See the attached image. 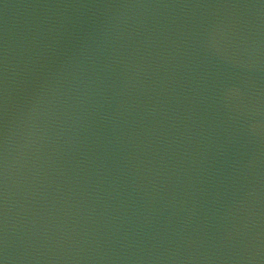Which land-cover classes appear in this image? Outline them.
Wrapping results in <instances>:
<instances>
[{"label": "water", "instance_id": "water-1", "mask_svg": "<svg viewBox=\"0 0 264 264\" xmlns=\"http://www.w3.org/2000/svg\"><path fill=\"white\" fill-rule=\"evenodd\" d=\"M0 264H264V0H0Z\"/></svg>", "mask_w": 264, "mask_h": 264}]
</instances>
